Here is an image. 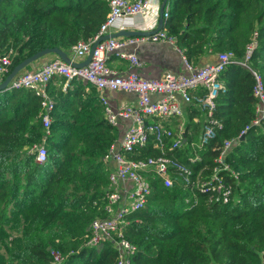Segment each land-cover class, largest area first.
Wrapping results in <instances>:
<instances>
[{"label": "trees", "instance_id": "obj_1", "mask_svg": "<svg viewBox=\"0 0 264 264\" xmlns=\"http://www.w3.org/2000/svg\"><path fill=\"white\" fill-rule=\"evenodd\" d=\"M107 13V0H0V55L12 51L8 75L47 48L69 55L78 42L97 35ZM161 30L175 38L192 66L224 51L242 59L256 33L250 65L264 81V0H173ZM219 79L225 91L215 100L214 116L222 128L199 152L201 161L188 162L203 124L195 106L184 110L182 145L169 151L171 142L166 141V156L194 173L211 167L223 142L235 139L255 115L250 72L229 65ZM64 84L54 78L47 87L55 105L42 164L28 153L44 137L40 100L23 89L0 92V264H50L51 251L60 253L61 264H116L111 242L99 250L85 248L83 242L91 222L106 218L111 168L102 158L118 141L119 128L107 123L92 85L72 81L63 89ZM159 155L150 139L128 156ZM226 163L239 175V203L210 205L206 195L190 192L178 181L167 188L156 174L145 175L150 195L143 209L127 217L125 229V238L137 247L131 264H264V122L233 144ZM186 197L196 198L197 205L187 209Z\"/></svg>", "mask_w": 264, "mask_h": 264}, {"label": "built area", "instance_id": "obj_2", "mask_svg": "<svg viewBox=\"0 0 264 264\" xmlns=\"http://www.w3.org/2000/svg\"><path fill=\"white\" fill-rule=\"evenodd\" d=\"M107 4L108 13L97 35L89 41H80L72 47L68 55L71 62H75L76 59L85 60L91 52L92 45L100 37L109 34L111 27L118 21L132 18L143 22L144 25L147 24L149 0H107ZM168 17L169 10L165 9L162 18L167 20ZM157 26L156 24L152 27L144 26L147 30L145 32L153 31ZM144 42H166L173 45L182 56L185 73H168L159 80L140 77L133 70L139 66L136 54L126 52V48ZM256 46V33H254L242 59L237 60L233 52L224 51L217 53L215 62L196 67L187 62L183 51L176 46L175 38L167 36L165 30H160L148 37H118L102 41L94 50L90 62L82 68H76L57 57L39 69L20 73L9 83L7 90L31 91L40 100L39 116L44 137L41 144L34 145L28 152L34 155L35 161L40 164L47 159L45 140L50 135L51 113L55 105L47 92V87L54 78L65 80L63 89L72 81L92 85L100 94L105 118L110 126L118 127L120 120L131 122L122 139L114 142L102 158V163L111 168L103 205L106 218L91 222L88 233L84 236L85 248L99 250L103 244L111 242L117 252L116 264H131V257L137 252V247L125 238V229L130 224L127 217L143 209L147 203L151 192L145 176L148 173L159 176L167 188L178 181L184 189L206 195L207 203L210 205L239 203L236 192L239 175L226 163V156L233 144L245 136L251 127H259L264 122V81L262 75L250 65ZM111 55L126 61L129 69L132 70L121 74L112 69L108 65ZM11 56L12 51L0 55V84L9 73ZM229 65L240 66L252 75L255 115L251 123L241 130L235 139L223 142L211 167L204 166L194 173L190 166L174 157L166 156V141L171 142L170 151L179 148L185 139L184 121H182L184 112L179 98L185 104L195 106L203 118L199 140L192 144L193 156L188 158L189 164L194 165L201 161L199 152L215 138L217 130L222 128V123L214 116L215 100L225 91L219 77ZM106 91L133 93L137 96V104L135 107H121L114 111L102 95ZM153 96H159V99L153 100ZM147 119L153 121L148 122ZM173 120L180 122L175 129L161 123ZM194 121L198 119L195 118ZM150 139L153 141L154 149L160 151L159 156L139 160L129 158L128 155L146 147ZM184 204L187 209H191L197 205V200L186 197ZM50 253L52 256L50 264H61L60 253L56 251Z\"/></svg>", "mask_w": 264, "mask_h": 264}, {"label": "crops", "instance_id": "obj_3", "mask_svg": "<svg viewBox=\"0 0 264 264\" xmlns=\"http://www.w3.org/2000/svg\"><path fill=\"white\" fill-rule=\"evenodd\" d=\"M135 1V0H130ZM149 13L146 18L147 24L144 25L143 22L135 21L132 18H125L121 21L115 23L111 29L109 34H115L119 31L126 30V31H147L144 26L152 27L154 24L158 25L159 17H160V8L163 3V0H149ZM173 0H167L166 8L170 9ZM165 11V10H164ZM118 38V37H117ZM121 38H128V37H121ZM126 52L128 53H135L136 57L139 61V66L134 68L133 70L136 73L144 78L149 80H159L164 77V75L168 73L173 74H183L185 73L184 62L182 60L181 54L175 49V47L166 42H144L138 43L126 48ZM68 56V55H67ZM57 58L55 55H48L43 57L42 59L35 62L32 65L31 70L39 69L42 65L46 64L47 62ZM82 62L81 59H76L75 63ZM216 61V56L213 54L205 55L201 61L200 65L196 67H202L207 64L213 63ZM108 65L120 72L121 74H126L130 72L132 69H129V65L126 61L118 59L116 56H110L108 61ZM86 84V83H83ZM99 94V93H98ZM106 101L108 105L114 110H118L121 107H135L137 104V96L133 93H124V92H113V91H106L104 92ZM100 96V94H99ZM153 100L159 99V96H153ZM181 108L184 110L188 107L187 104L182 102L181 98H179ZM148 122H152L153 120L147 119ZM184 124L186 122V114L184 112V117L182 119ZM162 125L169 126L174 128L176 125L180 124L179 121H162ZM131 122L129 120H120L119 121V140L122 139L125 131L130 127Z\"/></svg>", "mask_w": 264, "mask_h": 264}, {"label": "water", "instance_id": "obj_4", "mask_svg": "<svg viewBox=\"0 0 264 264\" xmlns=\"http://www.w3.org/2000/svg\"><path fill=\"white\" fill-rule=\"evenodd\" d=\"M167 0H163V3L161 5L160 8V17H159V23L158 26L155 30L150 31V32H141V31H126V30H122L119 31L115 34H107L104 35L102 37H100L93 45L91 48V52L90 54L87 56V58L85 60H83L82 62L79 63H75V62H71V60L69 59V57L67 56V54L63 51H61L60 49L57 48H52V49H44L41 50L37 53H35L34 55L24 59L22 62H20L19 64H17L10 72V74L3 80V82L0 84V92L7 90V86L9 85V83L20 73L22 72L27 66L33 64L34 62L40 60L41 58L48 56V55H55L56 57L60 58L61 60H63L65 63L70 64L76 68H82L84 66H86L92 57V54L94 52V50L96 49V47L99 45L100 42L108 40L110 38H117V37H148L150 35H153L155 33H157L158 31L161 30L162 28V24H163V12L165 10V6H166ZM245 136H242L240 138V140L242 141L244 139Z\"/></svg>", "mask_w": 264, "mask_h": 264}]
</instances>
